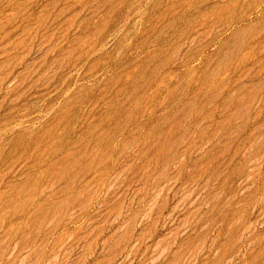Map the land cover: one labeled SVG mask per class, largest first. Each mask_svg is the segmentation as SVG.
I'll use <instances>...</instances> for the list:
<instances>
[{
    "label": "rangeland",
    "instance_id": "obj_1",
    "mask_svg": "<svg viewBox=\"0 0 264 264\" xmlns=\"http://www.w3.org/2000/svg\"><path fill=\"white\" fill-rule=\"evenodd\" d=\"M0 264H264V0H0Z\"/></svg>",
    "mask_w": 264,
    "mask_h": 264
}]
</instances>
